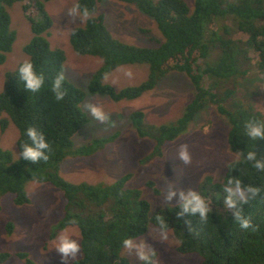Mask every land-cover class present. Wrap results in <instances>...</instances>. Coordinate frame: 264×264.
Instances as JSON below:
<instances>
[{
    "label": "trees",
    "instance_id": "obj_1",
    "mask_svg": "<svg viewBox=\"0 0 264 264\" xmlns=\"http://www.w3.org/2000/svg\"><path fill=\"white\" fill-rule=\"evenodd\" d=\"M18 1L26 2L24 12L32 4L41 14L39 22L26 14L33 36L23 51L43 82L37 93L24 88L19 72L22 64L5 75L0 130L9 123L17 129L18 157L13 160L0 147V196L11 195L14 204L25 205L29 203L25 191L29 182L49 183L59 189L64 198L62 215L50 238L67 227L79 230L81 255L69 264H129L122 254L124 241L132 243L143 236L149 225L170 231L174 251L182 256L197 255L200 264H264V137L249 135L255 127L264 132V115L250 100L236 94L239 82L250 71L264 73V0H194L193 10L184 0H113L154 21L161 38H152L153 48L114 38L97 0H78L75 4L79 5L78 12L84 16L87 11V16L83 26L71 31L70 46L78 55L102 60L87 84L89 93L113 102L129 101L152 91L169 73H182L189 80L193 93L174 123L147 125L143 112L130 114L138 137L154 143L152 157L161 156L164 144L185 133L206 107H214L225 119L227 146L238 158L227 164L222 181L207 175L198 184L194 193L208 209L204 217L198 211L184 210L182 205L190 196L151 213L142 192L126 186L130 174L113 183L98 184H75L60 176L66 157L92 156L115 136L73 145V136L89 122L81 109L86 95L64 75L65 52L50 48L52 22L44 7L50 0H0V65L16 38L8 8ZM126 65H146V78L120 90L104 83L112 71ZM60 73L64 79L58 91L64 95L57 100L52 86ZM29 128L34 130L35 140L28 135ZM41 139L48 145L40 149L42 156L36 161L25 159L24 146L35 148ZM145 186L153 195L160 194L153 180ZM229 199L234 202L232 206ZM161 221L166 227L161 228ZM244 222L247 227L241 226ZM12 230V223H6L5 233ZM152 253L142 264H154L156 253ZM13 256L23 264H36L24 252L8 251H0V264Z\"/></svg>",
    "mask_w": 264,
    "mask_h": 264
},
{
    "label": "rangeland",
    "instance_id": "obj_2",
    "mask_svg": "<svg viewBox=\"0 0 264 264\" xmlns=\"http://www.w3.org/2000/svg\"><path fill=\"white\" fill-rule=\"evenodd\" d=\"M42 1V0H41ZM78 0H50L44 2L45 11L52 25L49 29L50 48L65 52L64 75L68 81L85 92L81 109L89 122L73 136L74 147L90 143L95 139L115 138L102 150L88 157H66L60 165L59 174L71 183H113L130 174L128 188L138 189L149 202L151 213L168 205H174L189 197L205 176L222 181L227 164L238 158L227 146V123L214 107L203 109L189 124L181 136L162 147L159 157H152L153 142L139 138L131 126L130 114L141 111L147 125H170L182 114L193 93V88L182 73H169L150 92L135 100L113 102L109 98L91 94L87 84L93 73L102 65V60L92 56L76 54L69 43L71 31L85 23L74 5ZM193 10L194 0H184ZM26 2L18 1L8 8L11 25L16 38L6 60L0 65V93L5 88L6 73L15 72L27 61L23 48L33 34L27 16L41 21V14L32 4L24 12ZM98 10L105 14V24L114 38L127 44L141 47H155L153 37L161 38L154 21L134 7L113 0H97ZM142 30L147 31L143 33ZM146 65H126L112 71L104 83L115 90L141 83L147 76ZM236 94L250 100L264 115V73L250 71L238 84ZM100 111L102 119L93 115L92 109ZM17 129L9 123L0 130V147L17 159ZM182 146L190 157L185 163L180 158ZM153 180L160 194L155 196L145 186ZM29 203L16 205L11 195L0 196V251L24 252L36 264H63L61 254L56 250L58 237L68 235L80 245V233L76 227H67L51 234L62 215L64 198L62 192L49 183L29 182L25 186ZM170 197V198H169ZM12 223L11 234L5 233L6 223ZM163 236H167L163 239ZM175 240L170 231H160L149 225L147 232L132 241V247L124 248L122 254L129 264H142L140 252L156 253L154 264H200L197 255H179L174 251ZM69 256L67 264L78 259ZM4 264H23L11 257Z\"/></svg>",
    "mask_w": 264,
    "mask_h": 264
},
{
    "label": "clouds",
    "instance_id": "obj_3",
    "mask_svg": "<svg viewBox=\"0 0 264 264\" xmlns=\"http://www.w3.org/2000/svg\"><path fill=\"white\" fill-rule=\"evenodd\" d=\"M79 5H74L73 10L75 8H78ZM84 16H87V11L84 12ZM19 72L21 74V79L24 81V88L29 90L30 92L37 93L42 86V77L38 76L34 71H33V65L30 61H25L19 68ZM64 79L63 74L60 73L56 76L53 86H52V91L55 93V97L57 100L63 99L64 93H61L58 91L60 82ZM66 91V90H65ZM92 113L94 116H96L99 119H102V115L99 110L96 108L92 109ZM28 135L35 140V132L33 129L29 128L28 129ZM252 137H257L261 136L264 137V132L261 131L259 127H255L251 130L249 133ZM48 145L43 142L41 139L37 144L35 148L24 146V151L22 155L24 156L25 159L36 161L42 156V153L40 149L47 148ZM185 146H182L181 151H180V158L185 161V163L189 162L190 157L188 156L187 152L184 150ZM249 158H252V154H249ZM45 160H47V157H44ZM257 167H260L259 164H257ZM254 191H258V189H255ZM190 199H185L182 207L184 208L185 211L191 210L193 213L199 212L201 217H204L208 209L205 206L204 200L197 195L194 192H190ZM170 198V197H169ZM242 198V196H241ZM233 201L231 199L228 200L229 206L233 205ZM178 216L180 215L179 213L177 214ZM237 219L239 217L237 216ZM161 228L166 227V225L163 224L161 221ZM185 223H188L187 221ZM242 227H247V222H244ZM163 239H166L167 236H163ZM59 243L56 247V250L61 254V260L63 261V264H67V258L69 256L75 258L77 253L80 252V245L75 241V240H70L68 235L62 234L58 237ZM124 245L126 248L132 247V243L130 240H125ZM155 253L153 252L152 255ZM139 258L142 260H149V256L146 255L144 252H140Z\"/></svg>",
    "mask_w": 264,
    "mask_h": 264
}]
</instances>
